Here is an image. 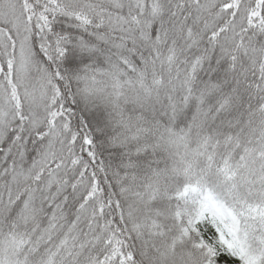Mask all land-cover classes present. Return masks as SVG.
I'll return each instance as SVG.
<instances>
[{
  "label": "snow or ice",
  "instance_id": "obj_1",
  "mask_svg": "<svg viewBox=\"0 0 264 264\" xmlns=\"http://www.w3.org/2000/svg\"><path fill=\"white\" fill-rule=\"evenodd\" d=\"M0 264H264V0H0Z\"/></svg>",
  "mask_w": 264,
  "mask_h": 264
}]
</instances>
